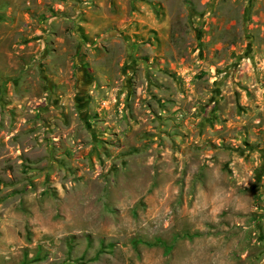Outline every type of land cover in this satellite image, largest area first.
I'll return each instance as SVG.
<instances>
[{
    "label": "rangeland",
    "instance_id": "obj_1",
    "mask_svg": "<svg viewBox=\"0 0 264 264\" xmlns=\"http://www.w3.org/2000/svg\"><path fill=\"white\" fill-rule=\"evenodd\" d=\"M0 264H264V0H0Z\"/></svg>",
    "mask_w": 264,
    "mask_h": 264
},
{
    "label": "trees",
    "instance_id": "obj_2",
    "mask_svg": "<svg viewBox=\"0 0 264 264\" xmlns=\"http://www.w3.org/2000/svg\"><path fill=\"white\" fill-rule=\"evenodd\" d=\"M167 249V248H166ZM168 250V249H167Z\"/></svg>",
    "mask_w": 264,
    "mask_h": 264
}]
</instances>
